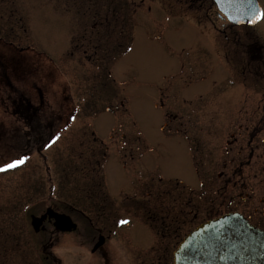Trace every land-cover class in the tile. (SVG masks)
I'll list each match as a JSON object with an SVG mask.
<instances>
[{"label":"rangeland","instance_id":"obj_1","mask_svg":"<svg viewBox=\"0 0 264 264\" xmlns=\"http://www.w3.org/2000/svg\"><path fill=\"white\" fill-rule=\"evenodd\" d=\"M118 1L0 0V40L21 74L7 88L0 71V165L26 158L0 172V264H173L183 235L212 216L208 210L226 209L212 196L198 198L199 177L220 169L205 157L220 159L239 111L264 97V68L254 78L250 67L260 66L245 49L255 41L263 55L264 19L246 29L209 0H123V10ZM102 63L112 77L102 75ZM15 100L39 107L38 125L12 115ZM259 115L251 119L264 121ZM194 125L217 127L212 149L199 147L205 134ZM176 126L193 140L167 136ZM96 137L108 148L104 186H77L97 169L102 176L90 159L96 149L99 158ZM254 149L253 158L264 152ZM250 155L248 148L243 157ZM240 190L231 183L224 196ZM65 199L87 211H66L79 229L48 224L36 233L32 216L49 206L65 211ZM173 217L183 221L175 237L166 228ZM100 236L106 241L97 248Z\"/></svg>","mask_w":264,"mask_h":264},{"label":"flooded vegetation","instance_id":"obj_2","mask_svg":"<svg viewBox=\"0 0 264 264\" xmlns=\"http://www.w3.org/2000/svg\"><path fill=\"white\" fill-rule=\"evenodd\" d=\"M209 1L213 4L212 0ZM258 113L261 114L260 117L264 116V111L250 110L244 111V115L236 117L225 135L227 139L224 146L226 147L219 160L215 158L211 160L205 157L207 162L215 161L217 165L219 164L220 169L208 173L209 176L200 174L199 168L197 169L200 174V188L197 196L199 199L212 196L211 203L226 206L224 211L222 208L218 210L219 207L209 210L214 214L238 211L251 223L264 229V191L260 190V185L264 183V152L260 157L253 158L256 151L254 148H264V121L261 118L258 121L251 119L256 117ZM245 117L248 120L246 125L242 123ZM193 129L199 135L205 133H203L202 127H193ZM217 132V127H211L207 133L211 137V134ZM210 144L212 142L204 135L199 147L204 145L206 149H212ZM248 148L251 155L250 158H245L243 156H247ZM198 156V161L201 162L200 160H203L204 157L202 158L199 152ZM231 183H233V188L240 186L243 190H240L236 195L231 193L230 197L226 198L224 191ZM248 189L251 193L247 191Z\"/></svg>","mask_w":264,"mask_h":264},{"label":"water","instance_id":"obj_3","mask_svg":"<svg viewBox=\"0 0 264 264\" xmlns=\"http://www.w3.org/2000/svg\"><path fill=\"white\" fill-rule=\"evenodd\" d=\"M216 1L235 24H255L260 20L262 9L258 0ZM48 217L55 219L58 230L77 228L70 216L48 209L42 217H33L36 231ZM175 264H264V232L239 214L222 216L201 225L185 238L175 252Z\"/></svg>","mask_w":264,"mask_h":264},{"label":"snow or ice","instance_id":"obj_4","mask_svg":"<svg viewBox=\"0 0 264 264\" xmlns=\"http://www.w3.org/2000/svg\"><path fill=\"white\" fill-rule=\"evenodd\" d=\"M259 19H264V13H262L259 16ZM57 139H59V138L57 137ZM53 143H55V140L53 141ZM25 161H26V158H15L10 163H4L3 165H0V172L9 171V170H12L16 167H19V166L23 165L25 163ZM121 223H127V221H122Z\"/></svg>","mask_w":264,"mask_h":264},{"label":"trees","instance_id":"obj_5","mask_svg":"<svg viewBox=\"0 0 264 264\" xmlns=\"http://www.w3.org/2000/svg\"><path fill=\"white\" fill-rule=\"evenodd\" d=\"M120 5H121L120 10H123V8H124V2L123 1H120ZM114 17H117L116 14H114ZM114 20H116V18H114ZM127 20H128V18L127 17H124V19H122L121 22H126ZM76 184H77V186L79 185V186H89V187H90V185H93L94 187H96L98 185V187L100 189L102 188V181L100 180V181L97 182L96 178L95 179H92V180H90V181H88L86 183H83V184H79V183H76ZM88 198H90V197H88ZM91 198H95V196L94 197H91ZM64 202H65V200H64ZM76 204H79V203L77 202ZM72 206L75 207L78 210H81L82 209V208L79 207V205H75V204L73 205L72 204Z\"/></svg>","mask_w":264,"mask_h":264}]
</instances>
